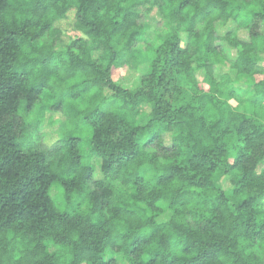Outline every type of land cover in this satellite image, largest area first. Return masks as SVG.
<instances>
[{"label":"trees","instance_id":"trees-1","mask_svg":"<svg viewBox=\"0 0 264 264\" xmlns=\"http://www.w3.org/2000/svg\"><path fill=\"white\" fill-rule=\"evenodd\" d=\"M262 4L0 0V121L21 111L37 125L60 119L63 98H77L73 88L84 93L89 80L79 76H88L99 100L94 112L112 121V132L146 133L138 150L131 142L113 146L99 172L76 170L80 156L58 172L63 160L6 155L0 237H19L24 255L15 264H119L117 256L125 264H226V250L213 243L224 213H255L264 199ZM65 21L68 32L59 26ZM227 25L233 29L219 34ZM65 57L79 76L61 78ZM122 68L144 72L121 88L114 75ZM15 125L0 135L5 151L16 149ZM82 138L69 139L78 147Z\"/></svg>","mask_w":264,"mask_h":264},{"label":"clouds","instance_id":"clouds-1","mask_svg":"<svg viewBox=\"0 0 264 264\" xmlns=\"http://www.w3.org/2000/svg\"><path fill=\"white\" fill-rule=\"evenodd\" d=\"M261 7H264V4ZM146 30L150 31V29ZM122 48L123 44L117 51ZM65 60V65L59 69L61 78L66 72L69 75L79 76V69L73 68L67 62V57H65ZM79 79L89 80V85L85 88L84 93H81L80 88L71 89L70 95H77V98L72 99L69 96L63 98V109L60 119L52 121L46 117L43 125H37L33 120L27 119L23 111H21L15 114L9 113L7 119L0 121V135L4 134L3 130H8V126L12 124L13 120L16 121V125L11 128L16 149L5 151L4 146L0 145V165L5 164L6 155H9L11 159L10 154L19 150L24 163L43 160L45 164H50L53 159L56 161L63 160L64 163L57 170L59 172L66 168L68 163L74 160L76 156H80L83 159L75 164L76 170L83 172L91 165L99 172V169L105 165L108 153L112 151L113 146L121 143L127 145L131 142L136 145L138 150L143 140L146 139V133L140 131L130 136L129 132L134 130L127 126L121 127L118 132H112V128H115L112 121L99 119V113L94 112V109L99 104V100L93 99L96 85L91 83V78L88 76H79ZM52 82L60 84V80L56 77L53 78ZM253 82L255 83V81ZM117 83L121 88L130 87L126 82ZM60 86L63 87V85ZM261 86H264V75L261 76V81L257 88ZM64 91L68 92L69 90L64 88ZM253 97L254 90H250L245 101L247 102ZM261 104H264V100L261 101ZM82 105L87 110H82ZM17 116L24 118L16 119ZM85 116L88 117L87 121L84 120ZM150 118L148 117V119ZM144 123L146 124L147 120ZM110 125L111 128L109 127ZM85 130L87 131L85 132ZM110 132L111 134H109ZM82 133H84L82 142L77 147L69 138L81 136ZM93 133L95 139L92 138ZM261 139L264 140V137H261ZM70 148L71 152L69 151ZM99 178H103L102 173L99 174ZM243 199H247V196L235 198L233 202L242 201ZM260 203L262 207L255 213H252L251 209L247 213L243 210L236 212L234 209L224 213L213 243L219 245L222 253L226 250L227 255H222L221 257V259L226 261V264H233L237 256L240 258V264H264V229H262V226H264V199ZM237 217L240 218L237 219ZM256 233H259V236ZM182 239L184 238L180 236L174 237V240ZM200 239H204V237H200ZM0 240L3 241V243H0V264H9V257H11V264H15L17 259L23 257L24 249L23 245H20L19 237L14 239L12 234H7L6 239L3 236L0 237ZM5 245L7 254L3 251ZM14 245L17 246L15 252L13 251ZM182 247L183 245H181Z\"/></svg>","mask_w":264,"mask_h":264},{"label":"rangeland","instance_id":"rangeland-1","mask_svg":"<svg viewBox=\"0 0 264 264\" xmlns=\"http://www.w3.org/2000/svg\"><path fill=\"white\" fill-rule=\"evenodd\" d=\"M154 19H156V17ZM152 21H153V19L149 20L148 21V24L149 25H153L154 23ZM62 25L64 26L66 32H68V31L71 30L70 29V26H69V23L67 21L62 22L59 26H62ZM231 29H233L232 26L231 25H227L226 27L219 28V32L218 33L219 34H224V33H226L227 31H229ZM237 32H238V34H237L238 38H240L242 40H246L247 39V34H246L245 31L239 30ZM65 40H66V38H65ZM228 55H230V53H228ZM143 72H144V70L143 71H141V70H138V71H135V70L128 71L126 68H122V69H119L116 72V74L114 75V79L117 80V81H119V82H126L129 86H131L141 76V74H143ZM223 72H226V73L229 74V72H228V70L226 68H223V69L222 68H219L217 70V73L219 75H221ZM200 77H201V74H197V79L198 80H200ZM231 104L232 105H235V103L233 101H231ZM59 117L60 116H56L55 118H59ZM44 122H45V120H43L40 125H43ZM78 137L82 138V135L81 136H78ZM51 190H52L51 197L53 199H58L57 187H53ZM117 261L119 262V264H125L123 261H121V258L119 256H117Z\"/></svg>","mask_w":264,"mask_h":264}]
</instances>
